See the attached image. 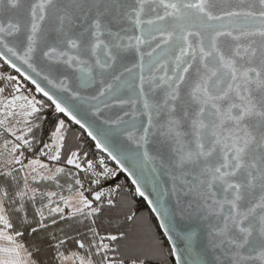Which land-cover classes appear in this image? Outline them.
Returning a JSON list of instances; mask_svg holds the SVG:
<instances>
[{"label":"snow or ice","instance_id":"1","mask_svg":"<svg viewBox=\"0 0 264 264\" xmlns=\"http://www.w3.org/2000/svg\"><path fill=\"white\" fill-rule=\"evenodd\" d=\"M0 49V59L56 113L86 129L134 186L105 187L117 172L103 160L85 167L80 152L70 150L65 163L77 171L67 173L65 187V167L41 159L61 161L65 121L54 122L51 143L36 141L43 102L18 85L3 97L0 87V264H38L39 248L20 242L22 228L46 230L56 215L96 225L104 213L122 220L104 235L89 227L87 243L75 240L83 254L65 255V239H58L59 264H166L164 242L138 215L136 197L159 219L175 264H264V0H0ZM37 56L46 72L37 69ZM89 89L94 94H84ZM85 107L103 140L78 116ZM117 140L122 146L114 151ZM169 181L170 188L160 187ZM49 182L61 191L42 190ZM29 205L38 220L28 219ZM181 221L204 233L195 260L178 246L192 235Z\"/></svg>","mask_w":264,"mask_h":264},{"label":"trees","instance_id":"2","mask_svg":"<svg viewBox=\"0 0 264 264\" xmlns=\"http://www.w3.org/2000/svg\"><path fill=\"white\" fill-rule=\"evenodd\" d=\"M0 64L3 65L4 69L8 72L9 76H13L15 78H20V76L8 68L1 60ZM15 81H8L5 80V83L1 86L5 88V92L3 93V97H9L11 94H14V86L16 84ZM24 81V80H23ZM25 82V81H24ZM35 93L36 97L39 101L43 102V110L40 113L42 118V127L40 130H37L34 135L36 137V141H43L44 143H51L49 137L51 131L54 130V122H58L59 120L63 119L65 121V128H66V142L65 147L62 150V158L59 162H48L46 157H41L44 162L50 163L51 166H63L66 169V174L60 177V183L64 184L66 187L67 183H70L67 179V173H75L77 170L70 165L65 163L67 155L70 154V150L79 151L81 154L80 162L83 166L86 167L87 160H92V162H97L100 159L106 158L108 160V164L117 172L116 178L106 182L105 187L111 185L115 186L119 184L122 186V189L125 191L134 189L133 185L127 177H125L118 168L111 162V160L102 154L96 147L95 144L91 141V139L87 136V134L80 129L79 127L75 126L71 123L67 118H65L62 114L56 113L54 111V106L51 103L43 98L36 90L27 82H25ZM1 98V97H0ZM34 141V147L38 150L42 147V143H37ZM2 143V140H0ZM84 153H87V157L85 158ZM26 156L32 157L33 153L26 152ZM87 174L81 173V178H84ZM85 187L88 186L87 180H84ZM42 190L44 191H61V189H57L52 183H45L41 185ZM88 193H86L87 195ZM64 195H68L67 191H64ZM139 201L138 208L139 212L138 215L142 216L148 224H150L154 230V233L158 236V238L164 242V255L166 257V264H175V260L173 256L168 255L170 251V245L163 235L161 228L158 227L159 223L153 213L151 212L150 208L146 204V202L139 197L135 198ZM43 203H47L45 199ZM41 201L38 198L37 206H40ZM55 206V205H53ZM63 206V205H61ZM68 209H65V215H67ZM47 209H45V216H47ZM57 219L58 223L56 225H52L49 218L45 222L49 224V227L46 230H41L38 233L32 234L28 229L22 228L25 232L23 238H21L22 243L26 245L30 250L35 248H39V252L34 251V258L38 261V264H59V261L56 258V249L55 244L57 243L58 239H65V244L60 248V251L64 252L65 255H71L72 252H80L81 254L84 253V250L78 248V245L75 244V240L81 239L85 243H87L92 236V233L89 232V227H95L97 231L104 235L108 231L114 230L122 220V217L117 219L115 217H110L109 213H104L103 215L97 217V224L91 225L90 221H84L83 223H79L78 219H71V220H59V215L54 217ZM12 222L20 228V218L16 214H11ZM28 219L29 220H38L39 217H34V210L32 209L31 205L28 206ZM35 226V224H33ZM56 237L57 239H53ZM70 237V239H69ZM107 242V241H105ZM99 259L98 257L96 258Z\"/></svg>","mask_w":264,"mask_h":264},{"label":"water","instance_id":"3","mask_svg":"<svg viewBox=\"0 0 264 264\" xmlns=\"http://www.w3.org/2000/svg\"><path fill=\"white\" fill-rule=\"evenodd\" d=\"M0 51H2V49H0ZM8 68H10L11 70H13L14 72H16L15 69L11 68L8 64H6L2 59H0ZM15 63H17V66L21 68L22 73H27L28 75H31L33 77V79L37 80L38 83L41 84L42 87H45L46 89H49V86L47 85V82L44 81L42 79V76H36L35 73H33L31 71V69H28L26 65L22 64V62L20 61H15ZM37 69L43 72L47 71L46 65L45 63L40 60L39 56H37V59L35 61ZM138 71V70H137ZM17 73V72H16ZM20 78L22 80H24L25 82H27L28 84H30L34 89H35V85L32 84V82L28 79L25 78L24 75H22L21 73H17ZM58 75V74H57ZM95 89H89L87 90V92H85L84 94L86 95H90V94H94ZM43 98H45L46 100L47 97L43 96L42 93H39ZM59 94V93H58ZM49 101V100H48ZM50 102V101H49ZM51 103V102H50ZM114 111V110H113ZM105 115H110L112 114L111 112H109V110H105L104 112ZM65 118H67L71 123H73L75 126L79 127L80 129H82L86 134H87V130L84 128H81L80 125L75 124L74 121L71 120L70 117L65 116L64 114H62ZM78 116H81L84 118V120H86L88 123L93 125V128L95 131H97L100 135V138L103 140L104 139V130L103 128H96V123H98L96 117H94L90 111H88L87 107H85L84 109H82L79 113ZM88 136V134H87ZM91 141L95 144L96 142L94 140H92V138L90 136H88ZM122 146V142L120 140H117L115 143L110 144V147L113 148L114 151H118L120 149V147ZM124 146H126V142H124ZM98 149V148H97ZM102 154H104L105 156H107L111 162L118 168V165L116 164L115 161H113L106 152H104L102 149H98ZM125 177H127L129 179V181L131 182V178L128 176L127 172H121ZM161 181L167 179L166 176H161L159 178ZM171 187V182L169 181L168 185H164L163 183L160 184V187ZM134 187V186H133ZM147 191L149 193H151V186L149 185ZM151 199H155V194H151L150 195ZM147 204V201L144 200ZM148 205V204H147ZM148 207L151 210V207L148 205ZM153 215L155 216V218L157 219L158 223H159V219L156 217L155 213H153ZM180 229L185 232V233H190L191 235V239L190 240H181L178 243V246L181 249V253L184 255L185 259H189V260H195L197 258L196 253L201 251L203 248V245L205 243V238H204V233L202 231V228L200 225H198V223L194 222V221H181L180 225H179ZM161 231L164 232V230L161 228ZM167 239V238H166ZM169 243V242H168ZM170 247L171 244L169 243ZM185 248H188L189 251L191 252V255H188L187 253H185ZM174 257V256H173ZM175 260V257H174Z\"/></svg>","mask_w":264,"mask_h":264},{"label":"rangeland","instance_id":"4","mask_svg":"<svg viewBox=\"0 0 264 264\" xmlns=\"http://www.w3.org/2000/svg\"><path fill=\"white\" fill-rule=\"evenodd\" d=\"M18 79H20V80H16V84L15 85H18L20 87L21 92L23 94H25V95H29L31 98H34V99L38 100V98L36 97V95L33 92V90L21 78H18ZM1 98H3V97H1ZM9 98H10V96H9ZM69 264H70V262H69Z\"/></svg>","mask_w":264,"mask_h":264},{"label":"built area","instance_id":"5","mask_svg":"<svg viewBox=\"0 0 264 264\" xmlns=\"http://www.w3.org/2000/svg\"><path fill=\"white\" fill-rule=\"evenodd\" d=\"M7 76H9V75H8V72L4 69L3 65L0 64V77H7ZM4 83H5V79L0 78V87H1ZM100 160H103V161H104V164H105L107 167L111 168V166L107 163L108 160H107L106 158H103V159H100ZM100 160H99V161H100ZM99 161L94 162L93 164L98 166V162H99ZM111 169H113V168H111ZM113 170H114V169H113Z\"/></svg>","mask_w":264,"mask_h":264},{"label":"crops","instance_id":"6","mask_svg":"<svg viewBox=\"0 0 264 264\" xmlns=\"http://www.w3.org/2000/svg\"><path fill=\"white\" fill-rule=\"evenodd\" d=\"M2 243H6V242H0V244H2Z\"/></svg>","mask_w":264,"mask_h":264}]
</instances>
